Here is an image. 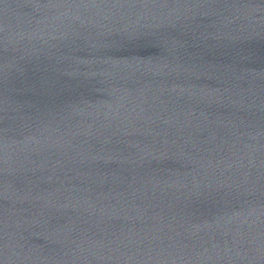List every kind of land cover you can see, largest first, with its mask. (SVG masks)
<instances>
[{
    "label": "water",
    "instance_id": "water-1",
    "mask_svg": "<svg viewBox=\"0 0 264 264\" xmlns=\"http://www.w3.org/2000/svg\"><path fill=\"white\" fill-rule=\"evenodd\" d=\"M0 264H264V0H0Z\"/></svg>",
    "mask_w": 264,
    "mask_h": 264
}]
</instances>
